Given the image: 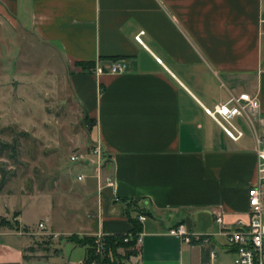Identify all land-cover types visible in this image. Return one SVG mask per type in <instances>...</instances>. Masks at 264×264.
Here are the masks:
<instances>
[{
    "label": "crops",
    "instance_id": "crops-1",
    "mask_svg": "<svg viewBox=\"0 0 264 264\" xmlns=\"http://www.w3.org/2000/svg\"><path fill=\"white\" fill-rule=\"evenodd\" d=\"M263 14L264 0H0V18L58 49L73 97L94 120L103 176L93 174L87 196L95 187L97 206L82 204L90 210L80 232L66 236L127 233L122 200H138L150 215L137 264H223L220 252L232 264L221 229L248 221L264 138ZM118 60L124 71L110 72ZM88 61L104 71L77 65ZM242 92L258 104L235 118L243 134L232 140L205 108ZM18 211L14 220L29 227ZM177 224L191 242L167 233ZM30 236L0 226V264H28Z\"/></svg>",
    "mask_w": 264,
    "mask_h": 264
},
{
    "label": "rangeland",
    "instance_id": "rangeland-1",
    "mask_svg": "<svg viewBox=\"0 0 264 264\" xmlns=\"http://www.w3.org/2000/svg\"><path fill=\"white\" fill-rule=\"evenodd\" d=\"M85 115L58 49L0 18V142L9 144L0 150V223L15 222L20 209L31 231L51 219L61 232L31 235L28 264H78L84 256V247L68 241L65 231L80 232L79 221L90 210L81 205L97 206L96 188L89 198L88 184L93 174L103 176L92 152L94 123ZM76 154L82 161L71 160ZM80 174L85 178L78 180ZM220 253L227 264L231 253Z\"/></svg>",
    "mask_w": 264,
    "mask_h": 264
},
{
    "label": "built area",
    "instance_id": "built-area-1",
    "mask_svg": "<svg viewBox=\"0 0 264 264\" xmlns=\"http://www.w3.org/2000/svg\"><path fill=\"white\" fill-rule=\"evenodd\" d=\"M261 22H264V14L261 17ZM140 30L135 39L141 42L140 36L143 34ZM126 65L122 60L114 61L109 66V71L118 73L124 71ZM96 73H102L103 68L99 66L94 67ZM257 99L249 93L242 92L237 96H230L225 102L215 104L212 108H205V112L220 126L225 135L232 140H238L243 132L235 124L234 120L238 116L247 113L249 108L257 106ZM256 179L255 183L249 186L247 190L248 196V221L242 222L238 220L233 226H224L221 229V234L225 236L227 246L233 251L232 264H264L263 259V245H264V138L259 137L256 140ZM94 154L101 158V150L95 146L92 150ZM83 156L76 154L71 156L72 161H82ZM84 175H78L77 179L81 180ZM106 185H113V179L110 176L105 177ZM137 219L142 222L145 218L142 214H137ZM215 221L222 222V217L219 213L215 214ZM38 232L51 234L54 238L57 234L49 232L46 221H39L37 223V230L31 231L30 228L23 230L22 233H29L34 235ZM167 233L178 238L183 242H191L194 234L190 233L184 224H177L168 228ZM95 252L102 253L104 245L101 241L102 234H94ZM128 236V235H126ZM127 238L124 240L126 241ZM141 243V232L138 233L136 239V249L138 251ZM138 255V253H137ZM136 255V256H137ZM210 256H214L210 252ZM135 257V256H134ZM132 258V257H131ZM78 264H84L82 260ZM90 264H100L92 262Z\"/></svg>",
    "mask_w": 264,
    "mask_h": 264
},
{
    "label": "trees",
    "instance_id": "trees-1",
    "mask_svg": "<svg viewBox=\"0 0 264 264\" xmlns=\"http://www.w3.org/2000/svg\"><path fill=\"white\" fill-rule=\"evenodd\" d=\"M77 65H79L81 69L90 70L94 67V62H77ZM85 116L91 119L94 123V120L90 118L87 114ZM5 145L8 146L9 144H4L0 142V150L2 147H5ZM122 201L125 203V214L131 222V229L127 233L104 234L101 237V241L104 245V251L102 253L95 252L94 235L79 236L76 234H71L66 236V239L72 242L74 245L84 247V256L82 258V262L84 264H90L92 262H98L100 264H127V261H129L131 257L137 255L138 251L135 245L137 235L141 232L142 224L136 216H131V213L133 212L134 214L142 215H150V213L147 212L144 207L138 204V200ZM1 225H7L8 227L15 229L18 228V224L16 221H7V223L5 224L0 223V226ZM22 228L24 230L28 229L27 226H22ZM125 238H127L126 241L124 240Z\"/></svg>",
    "mask_w": 264,
    "mask_h": 264
}]
</instances>
